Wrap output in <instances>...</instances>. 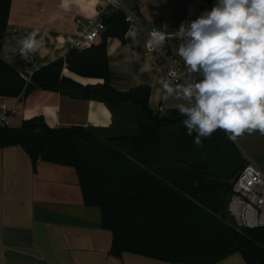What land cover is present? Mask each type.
<instances>
[{"label": "trees", "instance_id": "1", "mask_svg": "<svg viewBox=\"0 0 264 264\" xmlns=\"http://www.w3.org/2000/svg\"><path fill=\"white\" fill-rule=\"evenodd\" d=\"M198 14L216 0H202ZM13 0H0V50ZM106 30L96 43L71 48L64 58L41 66L31 82L0 58V99L27 98L33 91H55L96 100L131 116L139 133L101 136L90 128H51L44 117L20 128L0 126V149L21 147L34 171L38 161L75 169L84 204L101 211L111 232V255L125 253L167 264H218L239 254L246 264H264V227H239L227 211L233 183L248 164L236 142L217 130L194 144L177 109H150L151 89L122 92L110 70L108 40L125 43L130 26L123 11L104 16ZM102 80L82 85L64 75Z\"/></svg>", "mask_w": 264, "mask_h": 264}, {"label": "crops", "instance_id": "2", "mask_svg": "<svg viewBox=\"0 0 264 264\" xmlns=\"http://www.w3.org/2000/svg\"><path fill=\"white\" fill-rule=\"evenodd\" d=\"M124 2L128 9L140 13L145 25L143 30L140 26L130 27L125 43L117 38L108 40L115 86L122 92L147 86L151 89V110L177 109L179 102L174 98L167 101L162 98L161 81H166L163 69L154 58L144 55L145 28L150 25L160 31H173L198 13L203 1ZM189 11L193 12L189 14ZM95 16L96 0H13L9 27L39 30L38 39L42 38V44L32 56L41 67L64 58L73 47L82 28L77 18L86 23ZM64 75L85 86L103 83L76 76L67 69ZM6 100L11 110L7 126L10 128H20L23 121L42 116L51 128L80 126L101 136L135 133L138 129L131 116L96 100L76 99L40 89L27 98ZM256 134L261 135L259 132L245 134L247 142L250 135ZM249 157L264 172V161ZM111 247L112 234L102 228L100 209L84 204L74 168L40 160L34 171L30 157L21 147L0 149V264H167L130 253L116 259L111 255ZM218 264L246 263L235 254Z\"/></svg>", "mask_w": 264, "mask_h": 264}, {"label": "clouds", "instance_id": "3", "mask_svg": "<svg viewBox=\"0 0 264 264\" xmlns=\"http://www.w3.org/2000/svg\"><path fill=\"white\" fill-rule=\"evenodd\" d=\"M38 35L37 29L19 41L22 58L40 49ZM175 35L182 40L177 55L188 76L199 79L161 81L162 98L182 101L176 107L187 134L195 133L194 144L202 148L217 130L233 142L245 134L264 135V0H216ZM166 38V30H153L149 46Z\"/></svg>", "mask_w": 264, "mask_h": 264}, {"label": "built area", "instance_id": "4", "mask_svg": "<svg viewBox=\"0 0 264 264\" xmlns=\"http://www.w3.org/2000/svg\"><path fill=\"white\" fill-rule=\"evenodd\" d=\"M110 11H123L130 27L140 26L143 30L145 22L143 17L137 11L128 9L124 0H96V16L94 18L88 19L86 23H83L81 18H77L76 22L78 25H82V28L79 30L72 48L82 50L94 45L107 28L104 16ZM199 16L196 13L188 17L181 25L193 21ZM180 26L173 31H167V38L161 46H149L148 42L152 31L146 32L145 39V57L154 58L158 67L163 69L166 81H170L173 85L183 83L185 79H199L195 74L192 77L188 76L184 62L177 55L182 40L175 33ZM32 32L19 26H8L0 52L2 61L15 68L19 76L27 83L31 82L32 76L40 67L35 62L32 53L25 58L21 57L19 41ZM0 109V126L7 127L11 115L9 102L2 101ZM158 112L164 113L165 110L159 107ZM227 211L239 227H264V172L253 162H249L234 181L232 194L228 199Z\"/></svg>", "mask_w": 264, "mask_h": 264}, {"label": "rangeland", "instance_id": "5", "mask_svg": "<svg viewBox=\"0 0 264 264\" xmlns=\"http://www.w3.org/2000/svg\"><path fill=\"white\" fill-rule=\"evenodd\" d=\"M184 12H187V11H184ZM183 12V13H184ZM193 11H189V14H191ZM144 25H145V22H144ZM153 30H158L157 27H152L150 25H147V27L145 28V31L146 32H150V31H153ZM145 34V33H144ZM146 36V35H145ZM1 48H2V45H1ZM1 52V50H0ZM72 74V73H71ZM77 76V75H76ZM175 99V98H174ZM176 100V99H175ZM176 102H179L181 103L182 101H178L176 100ZM133 119V118H132ZM135 121V120H134ZM134 131H127L126 133L124 134H137L139 133V128L137 129V131L135 133H133ZM110 136V135H109ZM264 136V135H263ZM259 137V138H258ZM262 137V135H250L249 137V142H247V137L245 135V137H241L239 138L237 141H235L237 143V145L239 146V148L241 149L243 155L245 156L246 160H247V163L249 162H253L249 155L250 156H253V157H257L258 160H261L264 161V139H260ZM260 139V141H259ZM248 146V148H247ZM248 149V151H247ZM233 222H235L232 218H230ZM236 223V222H235Z\"/></svg>", "mask_w": 264, "mask_h": 264}]
</instances>
